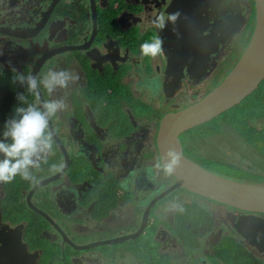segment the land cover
<instances>
[{"label": "flooded vegetation", "instance_id": "af4514ba", "mask_svg": "<svg viewBox=\"0 0 264 264\" xmlns=\"http://www.w3.org/2000/svg\"><path fill=\"white\" fill-rule=\"evenodd\" d=\"M174 12L180 14L174 23L162 31L156 27L157 17ZM256 22L253 0H0V78L11 79L9 60L25 73L67 68L80 77L69 89L52 95L66 97L69 104L52 126L71 164L58 182L32 197L48 220L26 202L33 186L16 195V187L26 181L17 177L18 185L0 184V245H6L10 258H2L0 264H209V260L264 264V232L257 227L247 228L246 237L236 232L240 218L264 221V214L184 189L175 190L150 212L149 223L157 219V212L162 215L161 230L168 235L159 233L156 242L145 248L147 228L140 231L147 206L175 187L172 174L156 167L163 118L198 103L224 82L247 48L237 60L234 49L248 34L250 43ZM156 35L164 40L163 51L155 57L142 55L141 44ZM199 44L211 51L182 68L177 52L185 46L199 49ZM50 52L62 53L47 59ZM261 85L231 109L260 108L258 117L243 116L244 135L214 119L195 128L204 129L202 134L192 136L207 141L210 155L195 144H183L182 137L195 129L178 138L183 155L220 177L243 182L209 168L199 157L202 153L204 159H214L225 168H242L231 160L235 150L256 149V143L264 140ZM147 91L153 100H147L151 96ZM42 93L49 98L43 89ZM10 104L4 101L5 108L0 109L4 121L13 115ZM235 117L234 112L231 120ZM2 129L1 125L0 134ZM58 151L49 163L64 162ZM248 170L255 178L243 183L264 186V174ZM38 175L42 180L56 174L44 166ZM14 196L20 197L17 202ZM19 206L22 213L16 214ZM55 226L64 231V239ZM11 231L19 232L20 240Z\"/></svg>", "mask_w": 264, "mask_h": 264}, {"label": "water", "instance_id": "95a60500", "mask_svg": "<svg viewBox=\"0 0 264 264\" xmlns=\"http://www.w3.org/2000/svg\"><path fill=\"white\" fill-rule=\"evenodd\" d=\"M253 1L257 14L256 27L245 53L234 70L217 89L204 99L183 109L179 113H172L165 116L161 122L157 141L161 156L169 150H173L180 154V160L172 173L175 179V187L157 196L144 211L140 231L143 233L142 231L147 228L144 233L146 236L145 248L148 247L150 242H156L159 233L161 235L166 234L161 230L162 225L160 222H162V215L159 212L156 213L157 219L155 220L153 218L151 223H149L151 210L157 203L178 189H184L189 193L196 194L217 203L232 206L236 209L264 214V186L237 182L220 177L203 169L200 165L187 159L183 155L178 140L181 134L211 122L226 111L239 105L243 100L253 94L264 81V0ZM34 36L35 35H33V37ZM199 47H201L200 44ZM204 50L205 48L202 47L192 50L187 46L182 47V51L177 52L182 58V68L183 66L191 65L190 60L194 61L197 57L204 56L211 51L208 49ZM216 52L217 50H214L213 53ZM51 53L52 52L46 55L47 59L62 52ZM55 139L56 145L66 164L65 169L62 173L42 179L41 183L38 186L32 187L26 196L28 206L41 214L46 220H48L46 216L32 203V197L42 187L53 186L55 182H58L71 164L69 152L56 133ZM256 227L259 232H264V221L254 217H242L236 222V232L242 237H246L247 228L252 230ZM57 232L61 238H65L64 231L57 228ZM15 235L16 239L20 240L21 236L19 232L18 234L15 233ZM208 239L209 237L207 240ZM199 245L201 248L203 240L199 241ZM205 245L207 246L208 242ZM3 246L6 245H3V243L0 245V260L2 258L4 259V257L9 258L8 252ZM80 249L82 250L83 248ZM261 250L264 253V249ZM11 264H15V262L12 261Z\"/></svg>", "mask_w": 264, "mask_h": 264}, {"label": "clouds", "instance_id": "9594fccd", "mask_svg": "<svg viewBox=\"0 0 264 264\" xmlns=\"http://www.w3.org/2000/svg\"><path fill=\"white\" fill-rule=\"evenodd\" d=\"M178 12L168 13L167 17L161 14L154 21L161 31L174 23ZM164 40L156 35L150 41H145L140 46L141 54L155 57L163 51ZM3 53L0 52V56ZM11 83L19 85L23 91H17L15 99L18 104L14 107L13 115L4 122L0 134V184L12 183L17 177L35 187L41 183L38 173L44 166H48L51 174L62 173L66 167L65 162L49 163L55 154V129L52 121L58 114L68 110L67 98L52 95L58 90H66L79 80L78 73L67 68H48L46 71L35 74L22 72L12 66ZM3 65H0L2 75ZM42 89L49 98H45ZM180 160V154L169 150L160 157L156 167L165 174L171 175ZM173 208L183 209L176 204Z\"/></svg>", "mask_w": 264, "mask_h": 264}, {"label": "rangeland", "instance_id": "374dc122", "mask_svg": "<svg viewBox=\"0 0 264 264\" xmlns=\"http://www.w3.org/2000/svg\"><path fill=\"white\" fill-rule=\"evenodd\" d=\"M249 35L250 34H248L247 36H245L240 41V44L234 49L235 60H237L242 55L243 51H245V49L247 48V46L249 44L248 43ZM148 94L151 95L152 93L151 92H148ZM260 96H261L260 92L257 93V97L260 98ZM153 97L154 96L151 95L150 98L149 97L147 98V100L148 101L149 100H153ZM147 109L149 110V108H147ZM147 109L145 110V112L147 111ZM240 110H243V114H244V112H246L244 114V116H247L248 114H251L252 115L251 117H258L260 115V108L259 107L250 109L248 111L244 110V108H241V109H239V110H237L235 112L236 116H238V117H242V115H243V114H241V111ZM237 120H238V118H235L234 122H236ZM220 121L221 120H216L214 122L217 123V122H220ZM204 131H205L204 129H198V130L195 129L193 131H190L188 133V134L191 133L190 135H187L186 137H184V136L182 137V138H184L183 139L184 140L183 141V144L185 146H188L190 144L191 145L195 144V146L197 148H199L201 151H203L207 155L208 154L210 155V149H207V147H208L207 141L206 140H198V139H195V138L192 137V136H197L199 134H202ZM230 138H232V136H230L228 138H223L222 140L230 139ZM260 141H261L260 143H258V142L256 143V149L247 147L245 149V151H243L242 153H240L238 150H235V152H234L235 156L231 160L234 161L235 163L236 162L237 163H240L242 165V168L239 167V166H236V165H235L234 168H231V169H230V167H226L225 168V167L221 166L220 164H215L214 163V159H211V160L204 159L201 156L202 153H200L201 155H200L199 158H200V161H201L202 164L207 165L209 168H215V169H219V171H224V172H226L233 179L241 180V181L245 182L246 179L250 178V181H251L252 178H255V176L253 174H249L250 173V171L248 170L249 167H251L252 169L258 170L260 173L264 174V140H260ZM200 142L203 143V144H201ZM227 145H228V143H225V146H227ZM229 149L230 148H228V150ZM55 151H56L57 154L59 153V151H58V149L56 147H55ZM216 153L217 152H215V154ZM210 170L211 171H214L213 169H210ZM13 182L15 183V185H18V183L20 181L19 180H14ZM13 182L6 184V186L7 185L13 186ZM154 186H157V184H154ZM8 187H10V186H8ZM33 202H35V198H34V200H32V203ZM12 206H13V209H14V207L16 206V203L14 202V204ZM12 206L8 207V210H11L10 212H12V210H13L11 208ZM21 207L22 206H19L17 208L18 210H16V214L17 213H19V214L22 213V211L19 210V209H21ZM35 241H38V240L36 239ZM209 262H210L209 264H216L214 262V260H209Z\"/></svg>", "mask_w": 264, "mask_h": 264}, {"label": "trees", "instance_id": "16d2710c", "mask_svg": "<svg viewBox=\"0 0 264 264\" xmlns=\"http://www.w3.org/2000/svg\"><path fill=\"white\" fill-rule=\"evenodd\" d=\"M262 85L264 88V83H262ZM17 91H18L17 86H13L10 78L8 79V81H6L5 77L0 78V109L1 110L5 108V106L3 107L4 101H8L11 103L9 105L10 108H12V106L13 107L17 106V104H18L17 100L13 101V99H15V95H16ZM261 91H262V88H260L257 93H259ZM257 93L255 95H257ZM244 104L245 103H242L240 106H243ZM237 110H239V109L237 108V109H234L232 111L230 109V110L226 111L225 113H223L220 118H217V120H221L222 122L229 123L230 125H233L236 130H238L239 132L242 133V135H244L243 134V128H244V126H243V121H244L243 118L244 117L243 116L244 115H242L243 118L236 116L235 118H238V120L236 122L231 120L232 113L236 112ZM240 111H241V114H243V111L242 110H240ZM4 114H5V112H0V119H3V121L1 123L5 122L4 120L6 117L5 118L3 117ZM1 125H2V127L4 126V124H0V127H1ZM2 131H3V129L1 130V134H2ZM30 188H31V185L28 182H26V184L22 183V185H20L19 187H16V189H17L16 195H19L22 192L21 189L28 190ZM14 198L17 202V200L20 197L14 196Z\"/></svg>", "mask_w": 264, "mask_h": 264}, {"label": "crops", "instance_id": "0c3cea01", "mask_svg": "<svg viewBox=\"0 0 264 264\" xmlns=\"http://www.w3.org/2000/svg\"><path fill=\"white\" fill-rule=\"evenodd\" d=\"M190 262H192V259L190 258Z\"/></svg>", "mask_w": 264, "mask_h": 264}]
</instances>
